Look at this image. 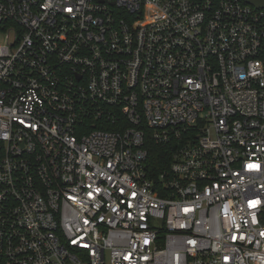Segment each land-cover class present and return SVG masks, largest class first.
<instances>
[{
	"label": "built area",
	"instance_id": "obj_1",
	"mask_svg": "<svg viewBox=\"0 0 264 264\" xmlns=\"http://www.w3.org/2000/svg\"><path fill=\"white\" fill-rule=\"evenodd\" d=\"M0 264H264V7L0 0Z\"/></svg>",
	"mask_w": 264,
	"mask_h": 264
},
{
	"label": "trees",
	"instance_id": "obj_2",
	"mask_svg": "<svg viewBox=\"0 0 264 264\" xmlns=\"http://www.w3.org/2000/svg\"><path fill=\"white\" fill-rule=\"evenodd\" d=\"M98 127V125H97ZM146 145L149 150V158L147 160V171L149 177L158 178L171 164L173 160V152L177 147L176 143L161 146L153 142L150 136L146 139Z\"/></svg>",
	"mask_w": 264,
	"mask_h": 264
},
{
	"label": "water",
	"instance_id": "obj_3",
	"mask_svg": "<svg viewBox=\"0 0 264 264\" xmlns=\"http://www.w3.org/2000/svg\"><path fill=\"white\" fill-rule=\"evenodd\" d=\"M248 1L255 4L258 8L264 7V0H262V1L248 0Z\"/></svg>",
	"mask_w": 264,
	"mask_h": 264
}]
</instances>
